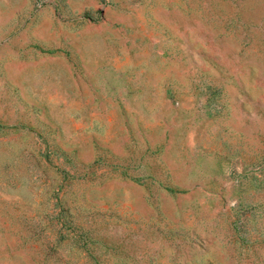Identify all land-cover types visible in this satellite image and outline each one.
Returning a JSON list of instances; mask_svg holds the SVG:
<instances>
[{
    "label": "rangeland",
    "instance_id": "rangeland-1",
    "mask_svg": "<svg viewBox=\"0 0 264 264\" xmlns=\"http://www.w3.org/2000/svg\"><path fill=\"white\" fill-rule=\"evenodd\" d=\"M0 264H264V0H0Z\"/></svg>",
    "mask_w": 264,
    "mask_h": 264
}]
</instances>
